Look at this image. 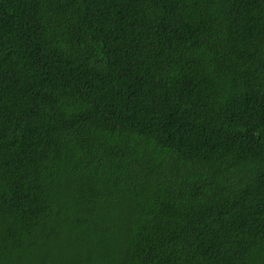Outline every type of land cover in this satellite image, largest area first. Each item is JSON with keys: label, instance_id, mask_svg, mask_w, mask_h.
<instances>
[{"label": "trees", "instance_id": "16d2710c", "mask_svg": "<svg viewBox=\"0 0 264 264\" xmlns=\"http://www.w3.org/2000/svg\"><path fill=\"white\" fill-rule=\"evenodd\" d=\"M261 33L264 0H0V264H264Z\"/></svg>", "mask_w": 264, "mask_h": 264}, {"label": "clouds", "instance_id": "9594fccd", "mask_svg": "<svg viewBox=\"0 0 264 264\" xmlns=\"http://www.w3.org/2000/svg\"><path fill=\"white\" fill-rule=\"evenodd\" d=\"M257 46H258V48H257L258 50H260V48H262L264 46V34L263 33H261V35H260L259 42H258Z\"/></svg>", "mask_w": 264, "mask_h": 264}, {"label": "rangeland", "instance_id": "374dc122", "mask_svg": "<svg viewBox=\"0 0 264 264\" xmlns=\"http://www.w3.org/2000/svg\"><path fill=\"white\" fill-rule=\"evenodd\" d=\"M249 25H253V21L252 20H250Z\"/></svg>", "mask_w": 264, "mask_h": 264}]
</instances>
